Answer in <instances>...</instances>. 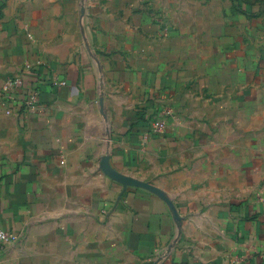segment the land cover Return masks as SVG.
Instances as JSON below:
<instances>
[{
    "label": "crops",
    "instance_id": "crops-1",
    "mask_svg": "<svg viewBox=\"0 0 264 264\" xmlns=\"http://www.w3.org/2000/svg\"><path fill=\"white\" fill-rule=\"evenodd\" d=\"M0 227V264H264V0H0Z\"/></svg>",
    "mask_w": 264,
    "mask_h": 264
},
{
    "label": "built area",
    "instance_id": "built-area-1",
    "mask_svg": "<svg viewBox=\"0 0 264 264\" xmlns=\"http://www.w3.org/2000/svg\"><path fill=\"white\" fill-rule=\"evenodd\" d=\"M8 85L17 86L19 85V80L9 81ZM37 102L36 95H32L28 100L27 104L33 106ZM173 111L168 106H162L156 110L155 116L149 120L150 130L156 133L162 132L165 129V119L171 117ZM18 240L17 236L11 232H8L0 227V252L3 250L4 246L9 243H15Z\"/></svg>",
    "mask_w": 264,
    "mask_h": 264
},
{
    "label": "water",
    "instance_id": "water-1",
    "mask_svg": "<svg viewBox=\"0 0 264 264\" xmlns=\"http://www.w3.org/2000/svg\"><path fill=\"white\" fill-rule=\"evenodd\" d=\"M108 156H105L101 159V169L108 175L110 176L112 179L120 182L123 187H126L128 185L130 186H137V187H141V188H145L150 190L151 192H154L155 194L159 195L161 198H163L166 203L168 204L171 212H172V216L176 222V224L178 226H180V220L181 218L179 217L176 208L174 207L172 201L164 194L163 191H161L159 188H157L156 186L147 183V182H143V181H139L137 179H134L130 176L124 175L120 172H118L117 170H115L113 167H111L108 163Z\"/></svg>",
    "mask_w": 264,
    "mask_h": 264
},
{
    "label": "trees",
    "instance_id": "trees-1",
    "mask_svg": "<svg viewBox=\"0 0 264 264\" xmlns=\"http://www.w3.org/2000/svg\"><path fill=\"white\" fill-rule=\"evenodd\" d=\"M151 119V116L146 119V123L149 124V120Z\"/></svg>",
    "mask_w": 264,
    "mask_h": 264
}]
</instances>
